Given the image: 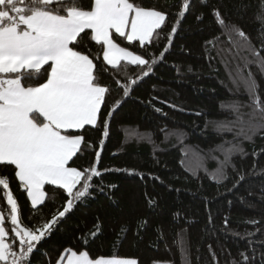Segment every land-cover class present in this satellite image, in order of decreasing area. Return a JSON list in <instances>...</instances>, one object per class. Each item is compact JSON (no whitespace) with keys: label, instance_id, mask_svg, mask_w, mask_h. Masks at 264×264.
Returning <instances> with one entry per match:
<instances>
[{"label":"trees","instance_id":"trees-1","mask_svg":"<svg viewBox=\"0 0 264 264\" xmlns=\"http://www.w3.org/2000/svg\"><path fill=\"white\" fill-rule=\"evenodd\" d=\"M179 3L180 0H149L148 6L176 5L164 9L175 13ZM232 4L233 0H192V8L179 26L173 46L164 59L154 65L148 77L133 85L127 97L116 80L125 83V74L128 78H135L140 74V67L122 61L118 71L107 65L103 61L102 46L91 41L90 30H86L87 35L80 41L78 50L89 54L97 64L98 80L108 86L110 92L101 110L99 129L86 126L77 133L86 137V147L70 161L69 166L81 170L88 168L95 161V150H100L102 156L98 167L102 174L91 181L97 186L90 190L91 197L78 202L37 244L30 264H56L67 248L77 252L87 250L91 258L115 254L137 258L139 264H217V261L218 264H230L233 259L240 260L241 252L251 256L254 248L255 264H261L260 254L264 253V135L258 134L252 141H246L236 137L235 129L232 132L217 131L213 122L234 119L231 110L221 109V101H239L241 105L249 102L244 85L239 83L238 77V84L234 85L228 71L236 76L237 65L244 77L251 71L262 99L264 71L255 63L245 67L240 57L233 59L224 54V59L229 61L226 70L215 50L210 62L204 49L205 39L218 34V30H213L210 10L223 5L221 10L230 19L239 21ZM200 12H204L206 18L203 24H196L194 15ZM174 20L175 16L170 15L167 26L160 33V40L145 47H141L138 41L128 42L116 34L114 40L121 47L151 61L165 47L164 37ZM242 26L259 48L264 40L257 32L251 12L243 19ZM217 47L229 48L227 37H223ZM116 100L123 103L110 120L109 136L104 137L102 122ZM157 108L161 111L157 112ZM241 111L247 113L250 109L242 107ZM137 132L151 134L154 143L146 138H134L132 134ZM180 135H183L182 143L178 142ZM101 140L104 141L102 145ZM228 141L239 143L248 155L233 154L230 166L225 169L228 179L218 184L210 174L224 157L219 151L209 150ZM89 144L92 147H88ZM252 153L257 155L254 157ZM114 169H135L143 176ZM239 175H244L245 180L233 188ZM0 176L9 178V190L18 202L23 224L28 227H39L62 210L67 199L63 189L45 185V200L33 209L27 193L15 177L14 166L0 164ZM113 184L117 187H108ZM100 187L103 192L98 190ZM3 196L4 190L0 188V209L6 210L8 205ZM148 198L156 201L155 207L148 206ZM177 212L180 213L178 218L174 215ZM97 216L103 223V233L85 248L78 238L92 228ZM225 217L228 218L227 226ZM142 218L147 219L148 225L137 235L135 225ZM122 223L130 224L133 230L125 239L117 241L116 233ZM6 227L10 228L9 222ZM249 232L255 235L249 237L246 235ZM237 233L239 235H235ZM181 239L186 248L183 258ZM209 245L217 260H213Z\"/></svg>","mask_w":264,"mask_h":264},{"label":"snow or ice","instance_id":"snow-or-ice-1","mask_svg":"<svg viewBox=\"0 0 264 264\" xmlns=\"http://www.w3.org/2000/svg\"><path fill=\"white\" fill-rule=\"evenodd\" d=\"M148 3L149 0H88L87 3L84 0H0V164L14 166L15 177L27 193L33 209L45 200V185L58 186L67 194L62 210L54 213L39 227H28L23 224L18 202L9 190V178L0 176V188L4 190L3 198L8 205L6 210L0 209V264H30L31 254L37 244L78 202L91 197L90 190L97 188L91 181L93 177L102 174L98 167L102 156L100 150H95V161L88 168L81 170L69 164L86 147V137L77 133L86 126L97 129L101 126V110L110 88L99 82L97 64L89 54L78 50V46L87 35L86 30H90V40L102 46L103 61L107 65L118 71L122 61L140 67V74L135 78H128L125 74V83L116 80L123 95L127 97L133 85L148 77L154 65L164 59L179 34V26L192 8V0H180L175 13L164 9L176 5L148 6ZM232 6L240 17L239 21L230 19L221 10L223 5L214 6L210 10L212 24L215 26L213 30H218V34L204 41L207 58L211 62L214 59L211 53L215 50L217 56H221V63L226 70L229 61L224 59V54L231 55L233 59L240 57L245 67L255 63L264 71V55H261L264 43L257 48L242 26L243 19L251 12L257 32L264 40V0H233ZM170 15H174L175 20L164 37L166 45L159 56L151 61L121 47L114 40L116 34L128 42L138 41L141 47L154 40L159 41ZM205 18L204 12L195 14L194 23L203 24ZM223 37H227L229 48L217 47ZM242 53L247 55L242 56ZM228 75L234 85L238 84L239 78L249 102L241 105L239 101H221V109L231 110L234 119L213 123L217 131L232 132L235 129L236 137L252 141L256 135H264V99L258 92L259 86L251 71L244 77L237 65L236 76L231 71H228ZM122 103L116 100L107 118L103 120L104 137L109 136L110 120ZM242 107L250 111L242 112ZM155 110L161 111L159 108ZM132 135L154 143L149 133L137 132ZM178 142H183V135L178 136ZM100 143L102 145L104 141ZM87 146L92 147L90 144ZM209 151H219L224 157L210 174V178L218 184L228 179L225 169L230 166L233 154L248 155L239 143L232 141L217 145ZM252 155L255 157L257 154ZM114 170L143 176L135 169ZM244 180L245 176L239 175L233 188ZM108 187L114 189L117 185ZM98 190L104 191L102 187ZM148 206L155 207L156 201L148 198ZM174 215L178 218L180 213ZM6 222L10 223V228L6 227ZM250 223L257 224L258 221ZM224 224L228 225L227 217ZM147 225L146 218L138 220L135 233L138 235ZM132 230L130 224L122 223L116 233L117 241L125 239ZM102 233L103 223L97 216L92 228L78 239L86 248ZM246 235L251 237L255 233L249 232ZM251 243L249 241L250 246ZM209 251L212 252L213 260H217L211 245ZM251 251V256L241 252L240 260L233 259L230 264H255V249ZM185 252V244L181 239L182 258ZM260 260L264 264V253L260 254ZM56 264H139V261L118 254L91 258L87 250L77 252L67 248L56 260Z\"/></svg>","mask_w":264,"mask_h":264},{"label":"rangeland","instance_id":"rangeland-1","mask_svg":"<svg viewBox=\"0 0 264 264\" xmlns=\"http://www.w3.org/2000/svg\"><path fill=\"white\" fill-rule=\"evenodd\" d=\"M157 264H164V262H158Z\"/></svg>","mask_w":264,"mask_h":264}]
</instances>
